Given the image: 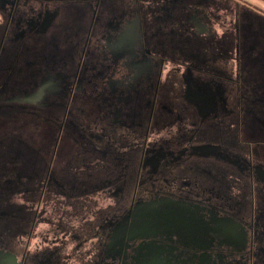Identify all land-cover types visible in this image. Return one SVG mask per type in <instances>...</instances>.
<instances>
[{
    "label": "flooded vegetation",
    "instance_id": "1",
    "mask_svg": "<svg viewBox=\"0 0 264 264\" xmlns=\"http://www.w3.org/2000/svg\"><path fill=\"white\" fill-rule=\"evenodd\" d=\"M27 1L0 0V11L6 8L0 52L45 25L55 30L46 43L52 50L49 79L53 93L67 96L63 113L71 118L43 119L53 123L51 168L38 181L33 223L0 224V264H264V17L238 16L233 33L215 41L210 29L194 27L207 22V14L217 19L215 9L206 8L228 3L221 0L61 1L76 5L66 16L56 0H34L53 9L24 16L18 6ZM75 12L90 16L76 27L79 33ZM74 55L77 66L69 73L67 58ZM126 80L136 86L131 114L123 112L129 96H115ZM82 86L93 87L88 104L75 99ZM76 109L87 122L74 120L81 117ZM65 124L73 127L70 135L78 125L77 134L96 144L73 139L67 147L79 152L58 170ZM110 152L118 162L106 166L103 157ZM59 172L66 179L54 176ZM97 172L101 181L91 178ZM50 179L56 193L46 190ZM72 182L86 191L75 193ZM91 189L100 196L108 190L113 201L93 220L76 198L88 199ZM59 193L73 209L68 217L79 216L81 223L38 222L45 196H54L57 205ZM33 237L40 240L31 248Z\"/></svg>",
    "mask_w": 264,
    "mask_h": 264
},
{
    "label": "rangeland",
    "instance_id": "2",
    "mask_svg": "<svg viewBox=\"0 0 264 264\" xmlns=\"http://www.w3.org/2000/svg\"><path fill=\"white\" fill-rule=\"evenodd\" d=\"M34 0H28L25 4L21 5L22 3H19V13L24 16H29L31 14H34L33 12H37L39 10L43 11L44 9H53V4H47V6H42L40 3L33 2ZM50 1V0H49ZM57 3H59L60 9L62 14L64 16L68 15L72 11V7L76 6L72 3H61V1H72V0H56ZM80 1H89L91 4L95 0H80ZM222 2H228L226 5L223 3L221 7L216 8V4L214 8L212 5H207L206 8L207 11H215L212 12L215 14L217 19H212L214 17H211L210 14H207L209 17V20L206 22L205 19L203 20L204 23H196L195 27L196 32L200 30V28L204 27V31L212 32V35L214 36V40L218 41L225 35L226 33H233V28L236 25V20H234L236 17L241 15H248L249 17L253 14L252 12L257 13L258 15H261L262 18L264 17V0H221ZM51 2V1H50ZM110 2V1H108ZM115 3V1H111ZM109 4V3H108ZM117 4V2H116ZM24 6V7H23ZM79 6V5H78ZM211 6V7H210ZM76 8V7H75ZM33 10V11H32ZM246 10V11H245ZM82 13V12H81ZM6 14V8L0 11V37L1 32L4 25V19ZM155 14H158V12H155ZM165 16L166 14L163 13ZM169 15H173L169 13ZM181 15V14H179ZM74 16H76V26L74 28V31L79 33L80 29L83 27L85 23H87L86 20L89 19L86 18L87 14H80L79 12H75ZM176 16V15H175ZM201 17V16H200ZM264 19V18H263ZM254 21V19H252ZM13 21V20H12ZM243 25H246V20H243ZM194 20L190 24L194 25ZM242 21L240 22V19L238 20V25L240 26ZM246 23V24H245ZM80 25V29L77 30V26ZM177 25V24H176ZM176 25H172L171 29ZM199 26V28L197 27ZM45 25L40 32H28L24 35V37H18L17 39H14L10 46V50L8 48L5 49V51L0 52V224L1 223H10V224H21V223H27L31 224L34 221L35 213L34 208L36 207V191L39 189V179L43 181L46 175L47 169L50 167L53 158H52V136H51V129L53 128L52 121L43 120L45 118L52 119L53 117H57L59 121H61L65 117V122L70 119L71 117L67 119V115L64 114V103L65 99H68L67 96H62V93H53L54 88H52L49 75L50 73V62L52 57V50L50 49L49 43L46 44L48 41L51 40V34H54L53 29L51 27H48L46 29ZM86 26V25H85ZM255 28L258 27V25L254 24ZM262 26V33H264V24L263 21L261 22ZM203 29V28H202ZM40 34H44V36H40ZM171 33L172 41L178 42V35L176 33ZM177 40H174V39ZM171 39V38H170ZM180 39V38H179ZM48 40V41H47ZM169 40V39H167ZM249 40V39H248ZM247 40V41H248ZM1 41V39H0ZM125 42V41H123ZM229 42V41H227ZM126 43V42H125ZM188 44H191V40H187ZM187 44V46H189ZM122 45V42H121ZM118 47V46H117ZM51 52V53H50ZM245 54L246 51H245ZM18 56V58H15ZM73 56V55H71ZM70 63V64H68ZM67 64L70 65L69 67V73H72V69L75 70L77 66V57L74 55V57L67 58ZM228 67V66H227ZM170 68L168 65L167 70ZM118 71V70H117ZM125 72L123 71V74ZM117 74H119L117 72ZM116 77L119 78L118 75ZM122 80V78L120 77ZM127 81V80H126ZM125 81V82H126ZM123 82L120 87L115 91V96L118 97H126L130 98V103L127 105H123L124 109L123 112L127 114H131L132 111H134L136 108L135 104L131 103V99L134 98L135 93V87L133 85L132 80H128L126 83ZM95 88V92L98 93L97 87ZM93 90L92 88H89L87 86H82V88L76 90L75 99H85V103L88 104V99H86L87 92ZM135 90V91H134ZM236 93V90L234 87L231 88V94L234 95ZM109 94V93H108ZM110 95V94H109ZM128 98V99H129ZM63 99V100H62ZM127 100V99H126ZM83 101V102H84ZM123 103H125L124 99L122 100ZM106 102V101H105ZM63 104V105H62ZM97 104V103H96ZM4 105H12L9 108H3ZM81 106V103L74 104V106ZM94 105V103H93ZM79 112L77 109L75 110V116L80 115L82 113ZM8 113V118L7 114ZM77 118V119H76ZM74 120H77L79 124H82L83 121L87 119H84L81 117H76ZM57 120V122H58ZM40 122V123H39ZM72 122V120H71ZM75 123V121H73ZM60 123V122H59ZM57 124V123H56ZM127 124L130 125V122L127 121ZM66 125V124H65ZM78 127V125H76ZM76 127H74V136L70 135L69 132H71L72 126L68 128V125L65 126V129H68V131L65 130L63 137V140L61 139L60 142L64 145V148H60L58 151V157H56V162L54 165H56L57 169L59 170L60 167L66 168L67 163L66 159H71L72 153H78L79 150L74 151V148L72 149V146L69 145L67 147V144L73 143V139H80V143L82 145L89 144V140H84L82 132L81 135L77 134ZM131 128L132 125H130ZM71 129V130H70ZM91 132L93 130L98 131V127L95 128L91 127ZM42 131V132H41ZM81 131V130H80ZM42 133V134H41ZM94 133V132H93ZM68 134V136H67ZM89 134V133H87ZM91 134V133H90ZM71 137H70V136ZM77 137V138H76ZM54 138V137H53ZM93 137L91 136V140ZM59 142V144H60ZM92 143V144H91ZM94 144H96L94 141L90 142L91 148H94ZM98 145V144H97ZM38 148V152L35 151V149ZM67 148L69 152H67ZM82 148H80L81 150ZM81 152V151H80ZM39 153V154H37ZM70 153V155H68ZM82 154V152H81ZM99 154H96V158L99 160ZM112 156L109 158L103 157L107 159L108 162H105L106 164H114L117 163L114 160V157L116 156L113 152H110ZM60 157V158H59ZM108 157V156H107ZM134 159L137 160V155L134 156ZM8 160L10 163H8ZM3 164L5 165L3 167ZM10 164V167H9ZM8 166V167H6ZM69 166L70 163H69ZM108 166V165H106ZM112 170V168H110ZM4 172H9V175H6L5 177H1V174ZM76 174V173H75ZM91 178H97V180L102 178L99 174L93 173L91 174ZM95 175V176H94ZM103 175H107L105 172ZM10 176V183L4 182L6 181V178ZM55 177L64 178L66 179L67 176L64 175V173H57L54 175ZM82 175L79 174L78 176L75 175L74 178H81ZM73 179V178H72ZM82 180V179H81ZM72 181V180H71ZM93 181H90V185H92ZM76 186L75 193H82L84 190L78 189L77 187H85V184L83 183H77L72 182ZM9 184V185H8ZM93 184H99V182H93ZM11 191L10 197H9V204H6L4 201L5 193L8 191ZM47 192L54 191L55 193L58 191L57 188L53 187L51 179L48 181L47 184ZM62 190V189H61ZM64 193H67V189L64 190ZM86 191V190H85ZM84 191V192H85ZM91 191H95L94 193L87 194L89 196L88 199H83L82 195L77 196L76 198L81 201L80 203H84V206L86 207L85 210L88 207L89 212L87 215L89 216V219L96 218L94 212H99V210L102 208V206L109 207L110 205H113V201L110 199L108 190L106 192V195L104 196V193L102 192L101 196L99 193L96 192V190L91 189ZM98 191V190H97ZM32 194L30 195L29 193ZM64 193L57 194L58 203L56 205V202L54 201L56 198L54 196L51 197L50 194L45 196V199L42 201V219L39 220V223H81V217L76 216L75 219L71 220L68 217L67 213H70L73 211L72 207L70 208V205L66 204V196L63 195ZM71 193V191H70ZM128 204V199L123 200V206L126 208ZM84 206H81V210H83ZM30 209L29 211H26L27 209ZM26 209V210H25ZM77 209V208H76ZM75 209V210H76ZM20 212L22 213L20 215ZM76 213H80L78 210L75 211ZM87 215L85 217H87ZM78 217V218H77ZM57 218V219H56ZM33 235V234H32ZM31 235V236H32ZM34 236V235H33ZM50 237V236H49ZM47 237V238H49ZM40 240L37 237H33L31 239L30 247L32 248L34 246L35 242H38ZM50 257V256H49ZM77 258L72 260V263H76ZM39 264H44V261H41ZM50 264H56L50 263Z\"/></svg>",
    "mask_w": 264,
    "mask_h": 264
},
{
    "label": "trees",
    "instance_id": "3",
    "mask_svg": "<svg viewBox=\"0 0 264 264\" xmlns=\"http://www.w3.org/2000/svg\"><path fill=\"white\" fill-rule=\"evenodd\" d=\"M202 1H203V0H202ZM254 46H255V45H254ZM255 47H256V46H255ZM245 48H248V46L244 44V49H245Z\"/></svg>",
    "mask_w": 264,
    "mask_h": 264
}]
</instances>
